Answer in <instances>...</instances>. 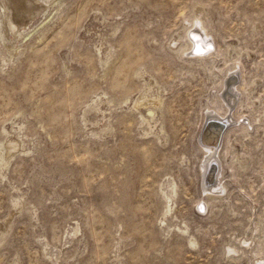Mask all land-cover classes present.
Returning <instances> with one entry per match:
<instances>
[{
	"label": "rangeland",
	"instance_id": "rangeland-1",
	"mask_svg": "<svg viewBox=\"0 0 264 264\" xmlns=\"http://www.w3.org/2000/svg\"><path fill=\"white\" fill-rule=\"evenodd\" d=\"M0 146V264H256L264 0H0Z\"/></svg>",
	"mask_w": 264,
	"mask_h": 264
},
{
	"label": "bare ground",
	"instance_id": "bare-ground-1",
	"mask_svg": "<svg viewBox=\"0 0 264 264\" xmlns=\"http://www.w3.org/2000/svg\"><path fill=\"white\" fill-rule=\"evenodd\" d=\"M197 20L198 19H195V20H192V19L190 20L189 19L188 21L191 22V24L188 25L189 27H186V29H184V30H186V31L189 30L190 31L192 26L195 25L194 22H196ZM10 28H12V27H10ZM195 28L196 27L192 28L193 30L189 32V35H190L191 38H197V40L200 41V42H198V44H202L203 45V46H199L198 50H196V53L197 54L199 53L200 55H206L208 52L211 51L210 48L213 47L211 43H208L209 42V39H207L208 38V33L205 32V34L203 35V34L197 32V30ZM176 40H179V38L176 37V39L173 41V43H175ZM197 56H199V55H197ZM233 73H234L233 71H231L229 73V80L227 79L229 81V83H231L230 76H232ZM228 81L225 82V85H226V90H224L225 92H223L220 95V97H218L216 95V97H215L216 100L214 99L217 103L220 102L222 104V106H224L223 108H225V110H222V112H219L221 117L219 115H218L219 116L218 117V116H216L214 114H211V113H209L207 115V120L205 121V123L203 125V128L200 131L201 139L198 140L199 141V145L202 148V150L204 151L205 156H206L205 160L203 161V164L201 166V170L203 171L204 184L206 186H210L209 188H206V190H207L206 194H207L208 197H210L209 199L220 197L221 196V194H220L221 191H223V192L226 191L227 192L226 185L224 183H222L223 172L218 169L216 171L217 172V174H216V172L214 171V168H211V166H214V167L216 166L215 164H213L214 163L213 160H215L216 155H217L218 150H219V147L221 146L220 142H221V138H223V135L225 134L226 125H223L222 123H221L222 125L219 124V123H216L214 125L213 124L209 125V120L211 121V119H216V120L220 119L222 121H227V118H225V114H227V113L229 114L230 113L232 105L234 103L233 102L234 98H236V96L239 97V94H238L239 91L237 90L236 87L232 86V89L236 88L234 91L233 90L232 91L229 90ZM226 92H232L231 93L232 95H228V94L225 95ZM240 94H242L241 91H240ZM230 98H232L233 101ZM155 102H157V101H155ZM211 123H214V122H211ZM242 123H244V125H239V126H241L243 130H247L249 127L252 126V122L246 123L245 121L244 122L242 121ZM219 133H221V134L219 135ZM2 147L3 146H0V152L3 151ZM1 155L3 156V154H1ZM209 161L211 162L210 164H209ZM208 168H209V170L211 168V170H210L211 172H209V170L207 171ZM6 224L7 223H4V222L0 224V227L1 228L3 227V229L0 228V232L2 230L6 229ZM260 224L264 226V222L263 221H261ZM261 235L262 236H260V237H261V239H263V242H264V231H261ZM245 244L246 243H244L243 245H245ZM245 247H247V246H245ZM232 250L235 251V253H238L240 251V248L235 246L234 249H232ZM242 251H243V249H242ZM254 252H256V251H254ZM261 258H264V257L254 258L253 259L254 263H256V264H264V259H261Z\"/></svg>",
	"mask_w": 264,
	"mask_h": 264
},
{
	"label": "water",
	"instance_id": "water-1",
	"mask_svg": "<svg viewBox=\"0 0 264 264\" xmlns=\"http://www.w3.org/2000/svg\"><path fill=\"white\" fill-rule=\"evenodd\" d=\"M234 79H235V78H232V81H234ZM230 99H232V98H230ZM232 101H233V99H232ZM232 101H231V102H232ZM211 122H214V123H211ZM216 123H219V124L222 123L223 125H226V126H227L228 121H222V120H220V119H218V120H216V119H211V121L209 120V125H212V124L214 125V124H216ZM222 124H221V125H222ZM220 134H221V133H219V135H220ZM199 139H201V134H200V136H199ZM218 140H219V139H218ZM213 164H215V163H213ZM215 165H216V164H215ZM209 166H210V165H209ZM211 168H214V171H215V172H216L217 169H218L217 165H216L215 167H214V166H211ZM211 168H210V170H211ZM215 168H216V169H215ZM210 170H209V172H211ZM207 171H208V169H207Z\"/></svg>",
	"mask_w": 264,
	"mask_h": 264
}]
</instances>
